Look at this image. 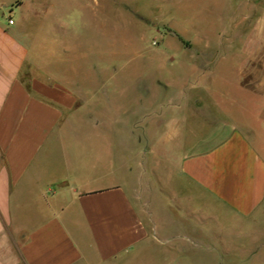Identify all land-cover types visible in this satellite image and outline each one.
Here are the masks:
<instances>
[{
  "label": "crops",
  "instance_id": "0c3cea01",
  "mask_svg": "<svg viewBox=\"0 0 264 264\" xmlns=\"http://www.w3.org/2000/svg\"><path fill=\"white\" fill-rule=\"evenodd\" d=\"M66 3L32 5L30 20L16 0L19 17H0V264H264V145L237 130L200 142L189 100L105 79L98 32L71 30ZM127 91L136 106L118 103ZM155 102L175 169L160 166L167 203L152 227L123 178L135 143L121 120Z\"/></svg>",
  "mask_w": 264,
  "mask_h": 264
},
{
  "label": "rangeland",
  "instance_id": "374dc122",
  "mask_svg": "<svg viewBox=\"0 0 264 264\" xmlns=\"http://www.w3.org/2000/svg\"><path fill=\"white\" fill-rule=\"evenodd\" d=\"M2 1L0 17H19L16 0H5L12 6H3ZM25 1L30 20L32 5L37 4L43 14L49 4L67 2L71 30L97 31L99 52H103L99 70L105 79H110V71L114 82H151L155 99L180 96L184 103L189 100L190 109L197 113L192 126L200 142L220 141L237 130L256 146L264 145V0ZM33 26L29 22L27 29ZM124 97L118 102L122 107L137 105L131 92ZM94 102L87 109L99 112V102ZM159 105L153 103L148 118L130 124L121 120V127L134 132L121 137L135 143L130 152L134 153L132 173L123 178L135 189L137 207L152 227L160 223L161 203H167L160 198L164 190L160 166L171 172L175 169L174 158L165 163L164 156L170 153L162 150L155 112ZM262 230L249 229L248 248Z\"/></svg>",
  "mask_w": 264,
  "mask_h": 264
},
{
  "label": "built area",
  "instance_id": "2783aa9c",
  "mask_svg": "<svg viewBox=\"0 0 264 264\" xmlns=\"http://www.w3.org/2000/svg\"><path fill=\"white\" fill-rule=\"evenodd\" d=\"M14 23V21L10 18L9 19V24H13Z\"/></svg>",
  "mask_w": 264,
  "mask_h": 264
}]
</instances>
